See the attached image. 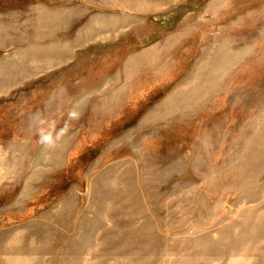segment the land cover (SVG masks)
Here are the masks:
<instances>
[{
	"label": "rangeland",
	"instance_id": "1",
	"mask_svg": "<svg viewBox=\"0 0 264 264\" xmlns=\"http://www.w3.org/2000/svg\"><path fill=\"white\" fill-rule=\"evenodd\" d=\"M0 264H264V0H0Z\"/></svg>",
	"mask_w": 264,
	"mask_h": 264
},
{
	"label": "clouds",
	"instance_id": "2",
	"mask_svg": "<svg viewBox=\"0 0 264 264\" xmlns=\"http://www.w3.org/2000/svg\"><path fill=\"white\" fill-rule=\"evenodd\" d=\"M41 142L46 146H51L53 144L51 137H41Z\"/></svg>",
	"mask_w": 264,
	"mask_h": 264
}]
</instances>
